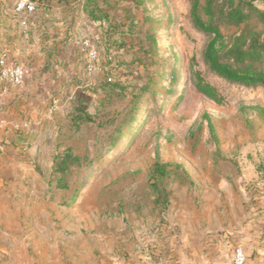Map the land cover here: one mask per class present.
Segmentation results:
<instances>
[{"label":"rangeland","instance_id":"1","mask_svg":"<svg viewBox=\"0 0 264 264\" xmlns=\"http://www.w3.org/2000/svg\"><path fill=\"white\" fill-rule=\"evenodd\" d=\"M86 1L38 0L33 25L19 21L15 0L0 11L4 43L24 52L50 58L58 37L60 48H74L68 38L79 46L82 66L89 48L99 54L95 73L85 64L76 78L54 79L47 116L12 164L0 241H16L18 264H165L173 237L196 252L264 223V115L255 109L264 87L207 68L208 37L188 0ZM46 12L53 20L41 23ZM195 72L222 105L195 91Z\"/></svg>","mask_w":264,"mask_h":264},{"label":"crops","instance_id":"2","mask_svg":"<svg viewBox=\"0 0 264 264\" xmlns=\"http://www.w3.org/2000/svg\"><path fill=\"white\" fill-rule=\"evenodd\" d=\"M4 4H8L7 0H0L1 12ZM51 20H53L52 15L46 12L40 21L43 23V21ZM1 36L0 51L7 50L12 59L21 62L26 67L27 75L21 87L0 97V203L11 198L12 195L10 190L15 176L11 174V167L14 160H25L29 140L27 136L30 132H34L41 120L47 116V103L50 98L52 99V96L47 98V94L54 84V79L60 83L65 74H67L66 78H76L78 76L76 74L82 68L84 69L86 64L85 62L82 66L81 49L70 38H68L69 43L74 48H60L57 43L59 38L55 37L47 44L54 45L52 49L55 55L52 52L49 54L50 58H45L44 52L37 54L36 50L24 52L17 44H13V41L6 42L9 40L8 35L4 36L7 37L5 43L4 37ZM102 67L104 68V65ZM45 71L48 73L44 74ZM102 74L104 75L103 72ZM100 80L104 81V78ZM259 219L263 218L259 217ZM236 228L239 229L237 231L230 229L229 232L232 240L235 237L234 242H226L224 237H227V234H223L221 241L207 242L202 250L198 246L199 249L196 252L186 239L179 240L173 237L170 241V255L165 264H232L233 249L238 245L245 248L248 264H264V223H258V225L247 223L245 227ZM166 231L170 234L169 230L166 229ZM15 244L14 239L0 241V264H18V258L13 249L16 247ZM190 252H193L192 256H189ZM154 260L156 264H163L158 262L160 259L157 256ZM27 262L28 260L23 264ZM143 263L144 260L140 261L139 257L138 264Z\"/></svg>","mask_w":264,"mask_h":264},{"label":"trees","instance_id":"3","mask_svg":"<svg viewBox=\"0 0 264 264\" xmlns=\"http://www.w3.org/2000/svg\"><path fill=\"white\" fill-rule=\"evenodd\" d=\"M188 1L193 26L208 37L204 51L207 68L229 82L264 87V9L255 5L257 0ZM90 2L87 0L85 6ZM229 28L235 32L224 33ZM192 79L197 93L223 104L222 96L200 72H195ZM255 109L264 115L263 108ZM210 129L214 133L211 123ZM62 166L58 168L61 171Z\"/></svg>","mask_w":264,"mask_h":264},{"label":"built area","instance_id":"4","mask_svg":"<svg viewBox=\"0 0 264 264\" xmlns=\"http://www.w3.org/2000/svg\"><path fill=\"white\" fill-rule=\"evenodd\" d=\"M13 6L14 13L20 22L24 24L31 23V25L38 22V20H35L39 6L37 0H15ZM98 61V52L94 48H89L86 52V64H88L86 71L95 73ZM26 75V67L21 62L12 59L7 50L0 51V97L21 87L24 84ZM51 109V111L57 109L55 102ZM143 264L156 263L154 258H151L145 260ZM232 264H248V256L243 246L238 245L233 249Z\"/></svg>","mask_w":264,"mask_h":264}]
</instances>
